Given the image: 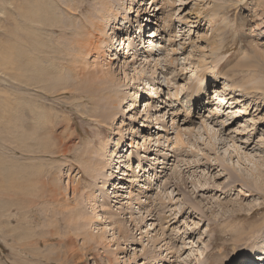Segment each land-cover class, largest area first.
I'll return each mask as SVG.
<instances>
[{
	"label": "rangeland",
	"instance_id": "obj_1",
	"mask_svg": "<svg viewBox=\"0 0 264 264\" xmlns=\"http://www.w3.org/2000/svg\"><path fill=\"white\" fill-rule=\"evenodd\" d=\"M54 1L63 9L62 20L68 21L65 23L71 22L80 26L87 24V19L93 13V8L98 6L96 0H81L78 4H76V0ZM65 1H74L73 3L79 9L75 10L73 6L68 7V4L64 3ZM110 1L115 2L116 8H118V0ZM132 1L136 4L134 6L137 10L140 7L139 0ZM143 3H147L143 7L147 12L141 14L140 22H136L130 14L126 19L134 27L128 32L134 38L135 35H138L143 40L142 45L125 47V45L116 44L111 39L112 45L116 48L107 52L109 56L104 55L100 59H98L99 54L93 55L94 52L85 57L77 44L71 45L70 33L74 32L73 28L70 29L71 31L65 29L64 32L59 29L50 31L52 43L58 41L65 46L64 49L71 48L72 52L68 50L70 55L67 57L56 55V58L64 63V68L68 71L67 78L71 90L68 91V95L60 94L46 98L43 97L44 94L39 97V92L35 90V92L29 93L26 98L32 102H39L38 104L47 110L50 107L53 108L50 115L56 117L58 123L49 121L46 125L54 126L56 134L62 133L61 139L64 138L66 145L72 147L73 154L68 158V156L60 155L18 153L15 150L17 144L10 137L13 135L3 131L1 133L3 139L0 137V167L2 163L5 164V168L8 166L18 172L19 168H16L18 165L27 164L37 168L34 172H40L39 169H41L42 174L49 176L50 180L55 177L59 181L56 183L62 185L64 192L61 194L62 191H58L60 195L58 197L56 195V198L60 199H52L51 195L46 192L40 203L33 206V211L30 210L28 213L39 216L37 232L40 235L44 233L47 236L46 239L51 243L52 241L53 244L62 241L70 242L67 239H73L75 241L73 244L76 243L77 248L82 249L76 260L75 258H64V252L59 247L49 252L44 250L43 254L38 255L47 257L43 259L30 256V253L21 254L20 240L18 242L12 240L13 238L4 237L3 233H7V228L4 227L7 225L2 216L0 218V264H242L243 262V264H256L257 262L263 264L262 259L254 262L259 251L255 252L252 247H264V177L258 175L260 171L264 172V100L260 103L264 98V0H175L173 7H167L169 4L167 0H143ZM15 4L16 0H0V14L3 13L0 15V37L5 31L2 20L7 14L13 15ZM84 8L88 9L82 10ZM86 11L91 12L81 13ZM170 13L171 18H169ZM133 14L136 15V12L134 11ZM168 23L176 32L174 38V34L170 33L168 36L165 33L168 31H165L164 27ZM259 24L261 25L258 28ZM138 27L139 31L135 30ZM157 27L160 28L157 29ZM158 33L161 35L153 36ZM159 43L165 48L157 52L154 46ZM23 45L28 46L26 43ZM17 46H19L18 43ZM91 47L90 49L94 48ZM49 48L55 49L51 45ZM61 48L63 47L61 46ZM153 52H156V55L163 53L160 57L155 56L156 59L160 58L164 61L163 65L156 66L152 62L153 58L150 57ZM48 58L41 61L44 63V61L52 60L53 56ZM110 58L114 59L112 60L113 71L117 75L116 77L121 80L120 85H117L111 94L124 96L125 99L118 109L121 115H117L113 122L109 121L107 124L103 121L106 111L96 103L98 93H95L100 90L103 92V95L100 94V96L105 99L107 85H103L94 70L98 69L95 65L97 60H102V63H105ZM171 58L174 59L172 64L169 62ZM145 59L150 60L151 64L146 63ZM239 61H241L239 64L251 61L253 65L259 66L256 73L257 80L253 85L257 84V81H262L259 87L255 85L263 93L259 94L260 104L254 100L256 98L243 101L242 97H239V88L236 90L226 89L231 84L234 86L239 83L243 77L239 75L232 80L231 77L223 76L224 73L227 74L234 69ZM218 62L222 67L217 65ZM107 66L104 65L103 68L106 69ZM166 72L169 75L162 77V74ZM203 73H207L205 80L200 78V74ZM154 74L155 76L152 77L151 75ZM165 77L167 78L166 82ZM99 82L103 86L97 87ZM155 82L159 84H154ZM194 85L203 86L204 91L202 90L200 94L203 103H199L196 112H192L190 115L187 114L186 106L190 105L189 97L193 96ZM7 87L10 90H15L14 84H0V88ZM152 87L159 89V98L151 96ZM217 93L223 99L225 98V102L221 105L216 98ZM71 98L82 99L83 101H78L81 107L83 106L82 109L77 110L72 107ZM228 101L229 104H227ZM95 105L100 107L101 113L92 111L93 108L95 109ZM203 106L206 108L200 113ZM128 108H131V111L126 112ZM208 108L211 109V113ZM216 113H218L217 116H215ZM132 115L139 118L134 130L127 125L128 122L130 123ZM219 120L220 122L229 120L223 130V122L220 123ZM123 124L126 125L123 126ZM204 125L211 128L213 132L218 131V135L207 131ZM149 126H153L152 131ZM117 128L123 129V131L118 132ZM187 129L195 131L190 134ZM75 130L77 132L71 136L70 132ZM176 130L177 132L181 131L178 134L181 133L179 137L182 138L184 148L181 144L173 145L179 141ZM111 139L117 145L118 151L122 150L127 153V149L129 150L126 154L127 157L131 156V160L130 158L125 159L127 164L121 165V170H126L128 166L132 170L127 172V175L129 173L132 176H126L123 174L124 171L121 172L120 180L123 179L125 189L120 191L121 197L113 194L115 198L110 194L106 195L109 192V190L107 191L108 187L110 192L114 191L111 183L106 188L102 187L110 173V164L103 170V175H101L103 177L100 176L101 178L94 182L90 177L85 176L74 156L78 153L82 156L92 157V162L93 160L100 161L99 154L104 151L101 152L99 147ZM111 146L112 144L110 148ZM94 148L97 152L94 151ZM146 148L149 150L148 152L144 151ZM91 150H93L92 153H88ZM156 150L160 151V158L164 160L166 158L167 166L169 165L167 169L170 170H166L163 174L161 167L158 169L157 166H154L155 171H158L156 175L152 176L145 169L146 165L150 164L147 159L154 158ZM139 161L140 163H138ZM13 166H16L15 169ZM229 172L240 179L245 178L249 185L244 186L234 177L230 178ZM177 173L181 174L179 181ZM0 174V178L5 180L0 186V213H2V209L6 208L5 201L10 203V201L17 200L18 197L14 192L8 191L6 194L4 192L7 188L9 190L14 186L13 183L16 180L22 181L21 179L19 181L17 174L14 177L11 176L10 181H7L9 176L6 178V170L3 173L0 169ZM173 175L175 178L172 180ZM132 177H136L132 179L135 182L128 180ZM69 183L77 184L79 191L77 192L73 188L71 190L72 186ZM182 183L184 184L179 185ZM142 184H146V188L141 190L137 186H143ZM164 187L166 188L164 189ZM91 188L96 196L106 195L104 199L101 198V201L108 203L106 213L109 214H105L108 219L99 215L100 208L94 205L95 201L87 200V192ZM146 189L149 190L146 191ZM129 194L141 197L142 201L146 199L147 194L149 198L152 197L151 204L154 203V205L151 207L148 200L145 212L143 210L142 214L135 212L132 217V209L127 210L122 205L116 204L115 201L121 200L122 197ZM95 207L98 214L92 212ZM117 207H121L122 213H119L120 210ZM135 207L138 208V206ZM155 207L158 210H154ZM73 209L79 214L75 219L70 213L73 212ZM150 210L154 211L153 215L155 216L148 217ZM14 213L21 214L17 208H14ZM88 215L94 218L89 226L81 219ZM97 215L101 220L97 219ZM163 215L166 219H163L165 218ZM16 218L18 217L12 218L10 223L12 228L10 229L14 228L15 232L16 230L21 232ZM49 220L57 221L60 228L55 223L52 225L47 223ZM81 224L86 228L81 227ZM22 227L24 228L25 225ZM54 227L60 233L58 236L54 232ZM119 227L124 229L123 234L118 232ZM251 228L253 229L251 230ZM50 230L54 234L52 235L53 238L55 237L54 239H51ZM93 231L104 233L105 240L101 245L94 244V242L91 243L92 246H87L88 244H84L87 241H84L83 234ZM113 231L117 233V242L119 241L121 246L116 245L117 242L105 246V242L109 243V240L112 239ZM236 233L239 235V240L236 239L238 236L235 235ZM241 239L242 241H240ZM25 244L29 247L32 245L28 240ZM244 244L246 246H242ZM249 254H251V258ZM55 257L60 260L57 261Z\"/></svg>",
	"mask_w": 264,
	"mask_h": 264
},
{
	"label": "bare ground",
	"instance_id": "obj_2",
	"mask_svg": "<svg viewBox=\"0 0 264 264\" xmlns=\"http://www.w3.org/2000/svg\"><path fill=\"white\" fill-rule=\"evenodd\" d=\"M96 1L98 3V6L93 8L94 9L92 11L93 13L87 19V24L82 25V26H80L78 24L71 23V22L65 23L68 21L62 20L63 18L61 16V14L63 13L62 12L63 9L54 0H16L15 7L14 8L12 7L14 9L13 15L9 16L7 14V15H5V18L2 20L4 23V26H5V28H4L5 31L3 32L4 34L0 37V84H10V85L14 84L15 90H10L9 87L0 88V137H1V139H3V136L1 134L3 131L9 135L12 134L13 136L10 135V137L17 144V147L15 150H17L18 153H24V154L33 153L36 155H37V153H40L43 155H53V156L60 155L62 157L68 156V158L70 155L73 154L72 153L73 152L72 147H68L66 145L64 138L61 139L60 136L62 133H60L58 135V134H56V131L54 130V126L49 127V124L46 125V123L49 121H52L55 124L58 123L56 117H52L50 115V112L53 110V108L50 107L47 110L46 108L39 105L38 104L39 102H37V101L32 102L31 100H27V98H26V96L29 95V93L35 92V90L37 92H39V94H38L39 97H41V94H44V96H43L44 98H46L48 96L49 97L59 96L60 94L68 95V91L71 90L69 83H68V78H67L68 71L66 70V68H64V65H63L64 63L56 58V55H58V56L64 55V57L69 56L70 55L69 51H71V48L64 49L65 46H63L58 41L55 43H52L51 38H50V31L51 30L59 29L61 32H64V31H66L65 29L70 30L73 28L74 32L70 33L71 45L74 46L75 44H77V46L81 49V52L84 54L85 57H87L89 53H93V52H94L93 55L99 54L98 59H100L104 55L109 56V54H107V52H111L112 50H114V48H116V46L112 45L111 39L113 41H115L116 44L125 45V47H128V46L139 47L142 45L143 40L138 35H135V38H134V36H132L131 33L128 32L129 30H132L134 27H132L131 23L130 22L128 23L126 21V19L128 18V14H130L131 17L136 22H140L141 21V19H140L141 14H144L147 12L146 9L143 8L146 6L147 3H143V0H139L140 7L137 8V10H135L134 5H136V4L132 0L130 2L127 0H118L117 1V7L118 8H116L115 2L110 1V0H96ZM167 1L169 2V4H167V7H173V4H175V0H170V1L167 0ZM73 2L74 1H71V2L65 1L64 3L68 4V7L73 6V7H75V10H78L79 7H77L76 4H78V2H81V0H79V1L76 0V4H74ZM126 5H128V6L126 7ZM87 9L88 8H84L82 10H87ZM134 11L136 12V15L133 14ZM90 12L86 11V12H81V13L87 14ZM71 13H73V12H71ZM2 14L3 13H1L0 15H2ZM171 17L172 16L170 13L169 18H171ZM120 21H122V22H120ZM260 25L261 24H259L257 27L259 28ZM146 26H148V25H146ZM198 26L200 27V24H198ZM158 28H160V27H157V29ZM164 29H165V31H168V32H165L166 34H168V36H170V33L171 34L176 33L174 31V29L171 28L170 23H168V25L165 26ZM135 30L139 31V27H138V29H135ZM137 32H135V34H137ZM159 35H161V34L160 33L153 34V36H159ZM174 37H176V34L173 35V38ZM15 39H17V40H15ZM137 39H139V40H137ZM19 40H20V42H19ZM17 43L19 44V46H17ZM23 43L28 44L29 47L27 45H23ZM50 45L53 46L55 49H53V50L50 49L49 48ZM61 46L63 48H61ZM91 46H93L94 48L90 49ZM154 47L157 50V52H160V51H162L163 48H165L160 43ZM162 55H163V53L156 55V52H153V54L151 55L150 58H153L152 62H154L156 66H161L164 64L163 63L164 61L162 59H160V58L156 59L155 58V56L160 57ZM49 56H53L52 60H47V62L44 61V63L41 61L45 58L49 59L48 58ZM112 60H114V59H112ZM112 60L110 58V60H106L105 63H102V60H100V61L97 60L95 65L97 66L98 69L94 70L96 72V75L98 76V78H100V81H102L103 85H107L106 94L104 95L105 99H102V97L100 96V94L103 95V92H101L100 90L95 91L96 94L98 93L97 94L98 101L96 103L99 104L101 107H103L106 111V116L103 118V121L107 124H109V121H110V123L113 122L117 115H121L119 113L118 109H120V106L122 105V102L125 99L124 96H114L111 94L112 91L115 90L117 85H120V82H121V80L116 77L117 75L113 71L114 63ZM173 60L174 59L171 58L169 60V62L172 64ZM145 61H146V63L151 64L150 60L145 59ZM240 62L241 61H239L238 63L236 62L237 64L234 67V69L230 70V72H228L227 74L224 73L223 76L224 77H227V76L231 77L233 80V79H236L237 76L242 75L243 77L241 78V81L234 86L231 84L232 87L228 85L229 87L226 89L227 90L228 89H231V90L235 89L236 90L239 88L240 89L239 97H242L243 101H246V99L252 100V98L253 99L256 98L254 100L258 101L261 99L259 94H263V93H261L260 92L261 90L257 89V87L255 85H257L259 87V85H261L262 81L261 82L257 81V84H255V85H253V84L257 80L256 73L258 72L257 68L259 66L257 64L253 65V63H251V61L248 63L239 64ZM104 65H108L106 67L107 70L105 68H103ZM217 65L219 66L220 63L218 62ZM216 66H214V68H216ZM168 68H170V67H168ZM156 69H158V68L156 67ZM168 71H169V69H168ZM174 71H175V69H174ZM206 74L207 73L200 74V78L202 77V80H203L205 78ZM164 75H166V77H167V75H169V74H167V72L165 74L163 73L162 77H164ZM151 76L153 77V76H155V74L151 75ZM166 77H165V82L167 81ZM114 80H115V82H114ZM196 83H198V82L196 81ZM83 84L85 85V83H83ZM154 84H159V83L155 82ZM167 84H169V83H167ZM203 84H205V83H203ZM97 85H98L97 87L103 86L101 84V82H99ZM153 89H155V88L152 87L151 96H156V98H159V94H160V92H158L159 89H155V90H153ZM202 90H203V86H196V85L193 86V91H192L193 96L189 97V99H191L189 102H190V105L192 104V106H190V105L186 106L187 114H190L192 112L195 113L197 110L198 104L203 103L202 98L200 96V94L202 93ZM175 96H177V95H175ZM216 98H218V102L220 103V105L225 102V98L223 99L222 96L218 93L216 94ZM29 99H31V98H29ZM70 100H71L70 103L72 104V107L76 108L77 110L82 109L83 106L81 107V105L78 103L79 100L83 101L82 99L71 98ZM263 100H264V98L261 99L260 103ZM258 103H259V101H258ZM258 103H256V104H258ZM208 104H209V102H208ZM227 104H229V101ZM201 105H203V104H201ZM165 107L167 108V106H165ZM205 108H206V106H203V110H201L200 113L202 111H204ZM95 109H96V111H95ZM95 109L93 108L92 111L101 113V109L98 105H95ZM162 109H165V108H162ZM180 110H181V108H180ZM129 111H131V108H128L126 112H129ZM208 111H210V113H211L210 108H208ZM82 114H85V113H82ZM190 115H192V114H190ZM217 115H218V113L215 114V116H217ZM187 116L190 118L189 115H187ZM92 117H95V115H92ZM202 118H204V117H202ZM138 120H139V118L132 115V119H131L130 123L129 122L127 123V125L131 126L130 129L134 130V127L137 125ZM219 122H220V120H219ZM222 122H220V123H222L223 128L222 127L221 128L223 130L225 128V126H227V124L229 123V120L222 121ZM152 124H154V123L152 122ZM260 124H261V122H260ZM71 125H73V124H71ZM125 125L126 124H123V126H125ZM132 126H133V128H132ZM120 127L122 128V126H120ZM149 128L151 129V131L153 130L152 129L153 126H149ZM206 128H207V131L209 130V132L212 134L218 133V131L213 132V130L211 128H208V127H206ZM117 130H118V132L123 131V129H120V128H117ZM158 130H160V129L158 128ZM187 130H189V129H187ZM194 131L195 130L190 129L189 133L193 134ZM198 131H199V129H198ZM200 131H202V130H200ZM76 132H77L76 130L70 132L71 136H73ZM132 132H135V131H132ZM178 132H181V131L178 130ZM178 132L176 130L177 139H179L180 142L178 141V142L174 143L173 145L175 146L177 144H179V145L181 144L182 147L184 148L185 145L183 146V143L181 141L182 138L180 139V137H179V135L181 133L178 134ZM185 132H188V131H185ZM209 136H211V135H209ZM145 141H146V139H145ZM111 144H112V146L110 148ZM206 146L208 147V145H206ZM104 149H106L108 151H105ZM99 150L101 152L104 151V153L99 154L98 158L101 159L100 161L93 160V162H92V160H91L92 157L85 156V155L82 156L81 154H78V153H76L74 155L76 157L75 160L77 161V163H79L81 170L85 174V176L90 177L91 180H94V182L96 180H99L101 177H103V176H101V175H103L102 174L103 170L106 169L108 164H110V169H109L110 173L107 175V178L104 176L106 178V181L103 182L102 187L106 188L107 185L111 183V186L113 187L114 191L110 192V188L108 187L107 191L109 190V192L106 193V195L110 194V195H112V197L115 198V195H113V194H116L117 197L118 196L121 197V195H119V193H120V191H123L125 189V184H123V179L120 180L121 179L120 174L122 171H124L123 174H125L126 176L131 175L129 173L127 175V172L131 170L130 166H128L126 170H123V169L121 170V165L123 166V165L127 164V162H126L127 160L125 161V159H128L131 157L129 155L127 157V155H126L129 152V150L126 149L127 153H125V151L123 152L122 150L118 151L119 149L117 148V145L113 142L112 139L107 141L105 143V145H101V147H99ZM92 151L93 150L89 151L88 153H92ZM94 151L97 152V150L95 148H94ZM144 151L148 152L149 150L146 148V149H144ZM160 154H161L160 151L156 150L154 158H152V157H150L149 159L146 158L148 161H150V164L146 165L145 171L146 172L148 171L150 173V175H152V176H154V174L156 175V173L158 171V170L155 171L154 166H157L158 169H159V167H161V172L163 174L166 170H170V169H167L169 165L167 166L168 163L165 161L166 155L164 156V158H165V160H164V159L160 158L161 157ZM125 155H126V157H125ZM138 155L140 156V154H138ZM123 159H124V161H122ZM161 159H162V161H160ZM130 160H131V158H130ZM138 163H140V161ZM217 166H219V165H217ZM15 167H14V169H15ZM138 167H139V165H138ZM192 167H194V166H192ZM16 168H19L18 172L12 170L11 167H8V166H6V168H5V164H2V163H1V167H0V169L3 173L6 170V178H8V176H9V178L6 179L7 181H10L9 179H11V176L14 177V176H16V174H17V178L19 179V181H20V179L22 181V182H18L16 180L13 183L14 186L9 188V190L7 188V190L4 192L5 194L8 193V191L14 192L15 195L18 196L16 198L17 200L10 201V203H7L5 201L4 205L6 206V208L2 209L3 212L0 213V218L3 216L6 220V225H7V227H4V228H7V233H5V232L3 233L4 237H6V238L10 237V238H13L12 240H17V241L20 240L19 249H20L21 254L30 253L31 254L30 256L33 255V257H35V258L38 257L37 259H43L45 256L44 257H39V256L41 254H43L44 250H46V252H49V251H52L53 249L55 250L56 248L59 247L64 252V255H63L64 258H69V259L75 258V260H76V257L80 255L79 253L81 252L82 248L80 247L81 249L79 250L77 248L76 243L73 244V242H75V241H73V239H67V240H70V242L69 241H62V242H58L57 244H53L54 242L51 240L52 241V243H51L50 240L46 239L47 236H45L44 233H43V235L41 234L42 235L41 236L40 233L37 232V228L39 227V222H38L39 216L33 215L32 213H28V211H30V210L33 211V206H36L40 203V201L42 200V198L44 196V193L48 192V194L51 195L52 199H55L56 195H57V197H58V195H60L58 191H62L61 194L64 193L63 189H62V185H60V184L58 185L56 183V181H58V180H56L55 177H52L54 179L50 180L49 176H44L42 174L41 169H39L40 172H38V171L34 172V170L37 169L34 166H29L27 164H23V165H18V167H16ZM180 173L183 174V172H180ZM180 173L176 174L178 181L180 180V177H179L181 175ZM229 173H228V175L230 176V178L234 177L235 180L239 181L244 186L249 185L248 180H246L245 178L240 179V177L234 175L233 173H230V174ZM125 175H122V176H125ZM174 175L171 177L172 180H173V178H175ZM258 175L263 178L264 172L260 171V173ZM0 176H1V174H0ZM128 178H130V177H128ZM134 178H136V177H132L131 179H128V180H130V182H135L134 180H132ZM142 179H143V177H142ZM144 180H146V179H144ZM150 181H152V179H150ZM170 181H169V183H170ZM4 182H5V180L0 178V186ZM138 182H139V180H138ZM69 184H67V186H69ZM71 184H70V186H72V187L70 189L72 190V188H73V190L78 192L79 188H78L77 184H75V185H71ZM139 184H140V182H139ZM183 184L184 183L179 184V185H183ZM47 185H51V186H47ZM142 185L143 186L139 185L137 187L140 188L141 190L146 188V184H142ZM166 187H168V185H166ZM166 187H164V189ZM173 187H174V185H173ZM148 190L149 189H146V191H148ZM93 191L94 190H92V188H91V190L89 189V192H87V197H86L87 200L95 201L94 205L97 206V208H100V210H99L100 214L99 215L104 219H108V217L105 216V214H109V213H106L107 209H108V203L106 201H104V202L101 201V198L104 199V197L106 195L105 196H101V195L96 196V193ZM141 193H143V192H141ZM9 194L11 195V193H9ZM73 195H74V193H73ZM62 196L65 197V195H62ZM143 197H145V196H143ZM151 198H149L146 194V199L144 201H142L143 199L141 197L139 198V196H136V195L133 196V194H129L128 196L122 197L121 200L116 198L118 200H115V201H116V204H120V206L122 205L127 210L132 209V217H133V214L135 212L138 214H142V210L145 212V209L147 208V205H146L147 201L149 200L150 204L152 203ZM38 199H40V200H38ZM58 199H60V198H58ZM124 201H126V202H124ZM153 205H154V203H153ZM153 205L151 204L150 206L153 207ZM135 206H138V208H136ZM14 208H17L21 212V214H19V213L17 215L15 213L13 214ZM97 208L95 207L93 209L92 212H94V214H98L97 210H96ZM117 208L120 210L121 207H117ZM75 209H73V212H70L74 216V219L76 218V216H79L78 213L74 212ZM155 209H156V207L154 208V210ZM156 210H158V209H156ZM165 210H166V208H165ZM119 213H122V211L120 210ZM153 213H154V211L150 210V214L148 215V217L155 216V215H153ZM147 214H148V212H147ZM100 216L97 215L98 220H101ZM143 216H144V214H143ZM13 217H18L16 219L18 221L17 223H18L19 228H21V230H22L21 232H17L16 229H15L16 230V232H15L13 230L14 228L12 230L10 229V228H12L11 227L12 224H10V223H11ZM163 217H165V216L163 215ZM81 219L87 223V226H89V223H91L94 220L93 216H89V215L82 217ZM163 219H166V217ZM158 221H161V219H158ZM47 223H50L51 225L55 223V225L57 227H59V224H57V221H55V220H52V221L49 220ZM124 223H126V221H124ZM24 225H25V227L23 228L22 226H24ZM151 226H153V224H151ZM81 227L86 228V226H82V224H81ZM252 229L253 228H251V230ZM4 231H6V229H4ZM54 232L57 233V236H58V234H60L58 232L57 228H55ZM118 232L123 234L124 229L119 227ZM125 233H126V231H125ZM49 234L52 237V238L50 237L51 239L55 238V237L53 238V236H52V235H54L52 233V230H50ZM83 235H84V241L85 240L87 241L84 244H88L87 246H92L91 243H94V242H95L94 244L101 245L102 242L105 240V235L101 231H98L97 233H95V231H93V232L85 233ZM235 235H238V234L236 233ZM116 236H117V233H115L113 231V234L111 236L112 239L109 240V243L105 242V244H106L105 246H108L110 243L117 242ZM62 237H64V236H62ZM70 237H71V235H70ZM236 237H237L236 239L239 240V238H238L239 235ZM27 240L29 241V243H32V245L30 247L25 244ZM21 241L23 242L22 244H21ZM240 241H242V239ZM246 244H244L242 246H246ZM11 245H13V244H11ZM116 245L121 246L119 244V241L117 242ZM237 247H238V245H237ZM42 248H44V249H42ZM85 248H87V247H85ZM252 250H254L255 252L259 251V255H257V258L254 259V262H256L255 260L262 259L261 261H263V264H264V247L263 246H261L259 248L252 247ZM14 251L16 252V250H14ZM82 252H83V250H82ZM249 256L251 258V254H249ZM260 257H262V258H260ZM45 258H47V257H45ZM59 260L60 259H57V261H59ZM48 263H50V262H48ZM157 264H161V263H157ZM256 264H259V263L257 262Z\"/></svg>",
	"mask_w": 264,
	"mask_h": 264
}]
</instances>
